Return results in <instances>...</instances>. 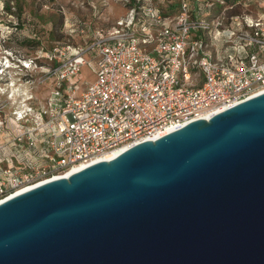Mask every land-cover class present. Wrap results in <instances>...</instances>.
I'll use <instances>...</instances> for the list:
<instances>
[{
    "label": "built area",
    "instance_id": "1",
    "mask_svg": "<svg viewBox=\"0 0 264 264\" xmlns=\"http://www.w3.org/2000/svg\"><path fill=\"white\" fill-rule=\"evenodd\" d=\"M118 1L129 7L107 28L92 0L69 3L90 7L87 20L55 6L61 38L48 49L39 32L17 35L35 45L0 37V203L264 92V13L181 0L165 15L154 0ZM246 2L264 9V0ZM90 61L93 80L81 89Z\"/></svg>",
    "mask_w": 264,
    "mask_h": 264
},
{
    "label": "water",
    "instance_id": "2",
    "mask_svg": "<svg viewBox=\"0 0 264 264\" xmlns=\"http://www.w3.org/2000/svg\"><path fill=\"white\" fill-rule=\"evenodd\" d=\"M0 264H264V92L1 202Z\"/></svg>",
    "mask_w": 264,
    "mask_h": 264
},
{
    "label": "rangeland",
    "instance_id": "3",
    "mask_svg": "<svg viewBox=\"0 0 264 264\" xmlns=\"http://www.w3.org/2000/svg\"><path fill=\"white\" fill-rule=\"evenodd\" d=\"M37 1L38 0H0V8H3L2 11L0 9V37L5 38L4 45H35L36 43L28 40L26 36L23 35L22 37H18L17 35L21 33L27 34L26 32H39L40 43L45 49H48L51 41L59 39L58 37L60 36L59 30L62 27L63 18L55 11V6L58 4L68 7V17L70 18L75 17L80 20H87L91 19L93 15V11L90 7L85 6L83 9L71 7L69 4L71 0H46V6H49L50 9L39 8L36 4ZM92 1L94 2L93 6L102 13V16H104L107 21L109 18L125 15L129 7L118 0ZM154 1L155 5L160 8L165 15L175 14L181 2V0ZM223 1L224 7L233 6V8L229 10L230 14L247 13L256 16L257 14L264 13L263 8L254 3L250 4L246 2V0ZM130 4H133L132 0H130ZM223 6L219 3H215L212 15H218ZM11 7L15 9L12 11L10 9ZM191 7H193V4ZM109 20L111 21V19ZM94 70L95 65L93 61H90V63L81 70V73L76 78V81L80 83L81 89H84L86 85L92 81Z\"/></svg>",
    "mask_w": 264,
    "mask_h": 264
},
{
    "label": "bare ground",
    "instance_id": "4",
    "mask_svg": "<svg viewBox=\"0 0 264 264\" xmlns=\"http://www.w3.org/2000/svg\"><path fill=\"white\" fill-rule=\"evenodd\" d=\"M214 112H215V111L210 112V113H208L206 116L209 117V116H211ZM171 130H172V129H168L167 132H170ZM155 137H157V136H155ZM126 148H127V147H123V148H121V149H119V150H116V151H113V152H111V153H108L107 155H105V156H103V157H101V158H98L97 160H94L93 162H99V161H103V160H109V159L115 157L116 155H118L120 152H122V151L125 150ZM84 166H85V165H79V166L74 167L73 169H71L70 171H68L63 177H67V176H69L71 173L76 172V171H78V170L84 168ZM56 179H57V178H56ZM28 189H30V188H28ZM28 189H24V190H22V191H19V192H17L16 194H19V193H21V192H24V191H26V190H28Z\"/></svg>",
    "mask_w": 264,
    "mask_h": 264
},
{
    "label": "crops",
    "instance_id": "5",
    "mask_svg": "<svg viewBox=\"0 0 264 264\" xmlns=\"http://www.w3.org/2000/svg\"><path fill=\"white\" fill-rule=\"evenodd\" d=\"M124 15V14H123ZM123 15H121V16H119V17H112V18H109V19H111V21L108 19V21L107 20H105V18H104V20H105V22H100V23H102V25L105 27V28H107V27H109V25L111 24V23H113L115 20H117L118 18H120V17H122ZM107 17V16H106ZM92 80H93V78H92Z\"/></svg>",
    "mask_w": 264,
    "mask_h": 264
},
{
    "label": "trees",
    "instance_id": "6",
    "mask_svg": "<svg viewBox=\"0 0 264 264\" xmlns=\"http://www.w3.org/2000/svg\"><path fill=\"white\" fill-rule=\"evenodd\" d=\"M58 38L60 39L61 38V35Z\"/></svg>",
    "mask_w": 264,
    "mask_h": 264
}]
</instances>
